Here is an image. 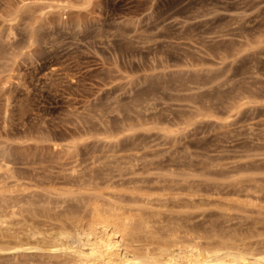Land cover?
Listing matches in <instances>:
<instances>
[{"label":"rangeland","instance_id":"374dc122","mask_svg":"<svg viewBox=\"0 0 264 264\" xmlns=\"http://www.w3.org/2000/svg\"><path fill=\"white\" fill-rule=\"evenodd\" d=\"M1 50L0 185L34 203L0 207V264H74L47 244L83 203L46 191L107 179L188 178L159 230L264 252V0H0Z\"/></svg>","mask_w":264,"mask_h":264},{"label":"bare ground","instance_id":"6f19581e","mask_svg":"<svg viewBox=\"0 0 264 264\" xmlns=\"http://www.w3.org/2000/svg\"><path fill=\"white\" fill-rule=\"evenodd\" d=\"M61 8L63 9L65 6L61 5ZM31 36H34V33H32ZM5 46H3L2 50L5 51L7 58L11 51L5 50ZM12 46L15 45L12 43ZM7 47H9V50L11 49L10 45ZM13 49L18 50L19 48L12 47V50ZM2 50L0 58L3 59L5 58V54L3 55ZM13 52L15 53L16 50H13ZM13 52L12 55H16ZM2 64L6 67V63L2 61L0 69L3 67ZM3 70L4 68H2L0 72ZM10 76L8 77L6 75L8 80H10ZM3 77L5 79L2 80L6 81V77ZM3 77L1 75L0 79ZM8 80L6 82H8ZM7 91H9V89L6 90V92ZM122 149L124 150L123 147ZM129 149H133V147H129ZM5 164L6 163H3L4 166L0 165V168L2 166V171L6 167ZM7 165L9 166V163ZM11 166L6 167L7 169L4 170V173H8V170L9 172L10 170L14 171ZM10 167L11 169H8ZM2 171L1 173L3 174ZM172 172L173 171L169 172V174ZM11 173L9 174H15V172ZM5 176V179L9 177V175ZM1 177L0 179L2 182L4 176L2 175ZM16 177L13 176L12 178ZM182 179L183 181L181 183L179 179L175 180V178L168 179V177H159V179L156 178L154 181L155 184L138 178H129V180L121 181L107 179L104 184L98 181H85L83 183L81 182L80 185L78 183V188L71 187L67 190L65 188L66 191L62 190L59 192L60 188L58 187V193L53 192L55 189L50 186L54 190L51 189L50 191H46L48 194L44 191L46 194L45 196L49 195L48 197H50L52 194L63 195L64 193L68 196V194H70L76 201L78 200L83 203L82 207L84 209H82L85 212L81 217L74 220L75 223L71 227L60 225V228L58 227L55 232L51 233V240L49 243L46 242L48 243V248L52 252L60 250L63 254L71 255L74 264H247L248 261H251L252 264H264V252L256 253L245 246L226 241H221L211 246H205L199 239H195L194 236L187 238L186 236H189L188 234L185 236L180 234L178 230L180 225L177 224L174 225L178 226L177 228L171 226L173 229L171 227L168 229V224H165L168 230L167 232L165 231L167 234L165 233L166 236L164 237L162 234L164 225H161L162 230H159L160 225L158 224L159 226L157 227V224H155L160 222H156L158 220L154 219V215L160 213L157 206L168 207L171 204L172 206L178 204L200 207L204 201V198L201 197L202 189H200L199 184L194 185L188 178L182 177ZM17 181H19V178ZM8 182L7 180V183ZM2 183L0 185V207H4V209L2 208V212H5V209H7L6 207L9 208V206L14 208L12 206L16 205L17 207L18 203L20 207L17 208L24 210V207L27 205H21V201L23 202L22 197L25 196L27 192L19 198L13 187V190L8 189L12 185H8L7 188V186ZM21 183L18 184L21 186ZM18 184H16L18 186L17 191L20 189ZM22 187H24V183ZM25 191L26 189L23 190V193ZM59 195L58 197H60ZM27 199L26 203H23L28 204L27 201L29 202V200ZM32 201L33 199H31L30 202L32 203ZM50 202L52 201L50 200ZM21 206H23V208H21ZM30 207L29 205L27 209ZM30 209H32V207ZM14 211L13 213L15 214L16 212ZM13 213L8 212L12 217L14 216ZM6 214L0 212V225L8 222V220L3 217ZM10 218H8L9 222L11 221ZM179 229L183 231L184 228L181 229V227H179ZM32 235L34 234L32 233ZM43 236L44 235H42V239ZM198 236L199 235H197V238ZM48 237H50V235ZM45 239L42 240L43 244L47 241V239ZM138 241L143 242L141 244L139 242L138 244ZM16 242L14 243L15 245L8 246V248H12V246L17 247L18 245V247H22L20 244H23L22 241ZM203 252H205V254Z\"/></svg>","mask_w":264,"mask_h":264}]
</instances>
